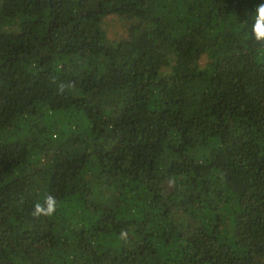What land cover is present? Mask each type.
Instances as JSON below:
<instances>
[{
    "label": "trees",
    "instance_id": "trees-1",
    "mask_svg": "<svg viewBox=\"0 0 264 264\" xmlns=\"http://www.w3.org/2000/svg\"><path fill=\"white\" fill-rule=\"evenodd\" d=\"M259 3L0 0V264H264Z\"/></svg>",
    "mask_w": 264,
    "mask_h": 264
},
{
    "label": "clouds",
    "instance_id": "clouds-1",
    "mask_svg": "<svg viewBox=\"0 0 264 264\" xmlns=\"http://www.w3.org/2000/svg\"><path fill=\"white\" fill-rule=\"evenodd\" d=\"M251 38L257 44L264 45V3H259L255 7L253 12V22L251 24ZM243 106H246V102H243ZM58 201L52 194H47L43 201L34 202L31 215L33 217H51L57 211ZM121 239L127 238V233L122 231L120 233Z\"/></svg>",
    "mask_w": 264,
    "mask_h": 264
},
{
    "label": "rangeland",
    "instance_id": "rangeland-1",
    "mask_svg": "<svg viewBox=\"0 0 264 264\" xmlns=\"http://www.w3.org/2000/svg\"><path fill=\"white\" fill-rule=\"evenodd\" d=\"M105 28L107 29L109 36L112 39L120 38L124 34V32L126 31L124 24L121 22V20L117 17L116 14H111V15H108V17H106ZM178 91H179L178 89L172 88V89L167 90L166 93L169 95H175ZM197 115L202 116V112L198 113ZM211 115L215 116L216 112L211 111ZM165 119H166V117L164 115L160 116L161 121H165ZM48 125L51 128L56 127V126H54L53 121H49ZM176 133H178V132H176ZM194 135H196V133ZM173 139L178 141L176 143H181L183 145L185 144V142L184 143L179 142V141H181V137L179 136V134H175L173 136Z\"/></svg>",
    "mask_w": 264,
    "mask_h": 264
}]
</instances>
